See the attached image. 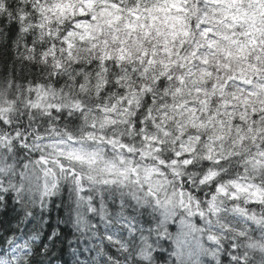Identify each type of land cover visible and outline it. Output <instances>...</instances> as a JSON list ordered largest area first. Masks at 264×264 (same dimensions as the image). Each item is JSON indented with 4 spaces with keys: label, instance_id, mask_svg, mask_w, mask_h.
<instances>
[{
    "label": "clouds",
    "instance_id": "1",
    "mask_svg": "<svg viewBox=\"0 0 264 264\" xmlns=\"http://www.w3.org/2000/svg\"><path fill=\"white\" fill-rule=\"evenodd\" d=\"M0 264H264V0H0Z\"/></svg>",
    "mask_w": 264,
    "mask_h": 264
}]
</instances>
